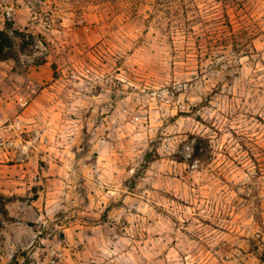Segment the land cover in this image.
<instances>
[{
  "label": "rangeland",
  "instance_id": "1",
  "mask_svg": "<svg viewBox=\"0 0 264 264\" xmlns=\"http://www.w3.org/2000/svg\"><path fill=\"white\" fill-rule=\"evenodd\" d=\"M7 23L37 52L0 62V264H259L264 0H0Z\"/></svg>",
  "mask_w": 264,
  "mask_h": 264
},
{
  "label": "trees",
  "instance_id": "2",
  "mask_svg": "<svg viewBox=\"0 0 264 264\" xmlns=\"http://www.w3.org/2000/svg\"><path fill=\"white\" fill-rule=\"evenodd\" d=\"M34 47L33 37L24 31L14 29L12 24L7 23L3 29H0V62L13 61L18 64L20 55L37 52ZM44 63L45 60L40 59L36 60L34 65L39 66ZM201 155H203L202 150L197 145L192 152V158H200ZM257 259L259 264H264V249L259 252Z\"/></svg>",
  "mask_w": 264,
  "mask_h": 264
}]
</instances>
